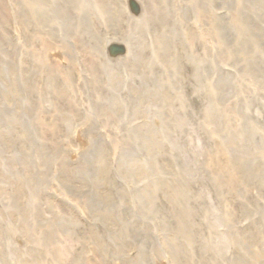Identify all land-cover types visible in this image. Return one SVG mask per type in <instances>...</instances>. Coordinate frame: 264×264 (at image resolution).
<instances>
[{"label": "rangeland", "instance_id": "1", "mask_svg": "<svg viewBox=\"0 0 264 264\" xmlns=\"http://www.w3.org/2000/svg\"><path fill=\"white\" fill-rule=\"evenodd\" d=\"M64 2L0 0V82L13 76V98L0 95V264H16L4 228L17 247L28 242V264H75L62 250L53 202L84 224L83 261L131 259L109 235L105 201L91 205L108 187L89 179L105 167L114 206L131 222L125 234L145 221L161 252L154 264H175L165 236L179 251L201 248L189 254L194 264H264V0H89L81 15L84 0ZM113 43L128 56L111 59ZM80 46L95 54L81 57ZM102 80L120 89L119 122L105 119ZM58 93L76 108L56 114L48 135L46 111ZM13 131L17 143L6 138ZM70 164L84 173L67 174ZM18 173L23 210L20 190L3 192ZM79 202L95 216L87 219Z\"/></svg>", "mask_w": 264, "mask_h": 264}, {"label": "bare ground", "instance_id": "2", "mask_svg": "<svg viewBox=\"0 0 264 264\" xmlns=\"http://www.w3.org/2000/svg\"><path fill=\"white\" fill-rule=\"evenodd\" d=\"M87 1L89 0H84V2L86 3V5L84 4V6H81L78 8V12L76 14L81 15V13H84L85 11L88 12V8L89 5H87ZM68 2H76V0H65L64 2V6H66L68 4ZM78 6H75L73 8H76ZM77 10V9H76ZM77 16V15H76ZM79 17V16H78ZM81 20L85 22L84 18L81 17ZM86 23V22H85ZM74 32H76V30H74ZM89 38V36H87ZM78 39V38H77ZM79 41V39H78ZM80 42V41H79ZM81 45V44H80ZM81 57H86L87 59V55L90 56L89 52L93 51V54H95V51L93 48H85L80 46V48L78 49ZM107 67H110L108 65H105ZM108 77H112V71L109 70L108 71ZM9 74H5V77H8ZM4 79V75L2 76ZM12 84H13V76H10V83L8 84H2L0 82V95L4 96V98L8 97L10 99L13 98V94L12 92L8 91V86L10 85V88L12 90ZM109 86H113L111 84L110 81H108ZM96 93H98L100 95V97L98 96V100L99 98H102L103 101V105L102 107L106 109L105 111V119L107 120V118H110L113 122L117 121L119 122L120 120V104L118 99L119 96V88H117L116 86H113L111 88L106 87L105 86V80H102L101 84L98 86V88H96ZM155 90L154 89H150L144 96L143 101H142V106L145 107L147 112H144L143 114H147V119H149L150 117V113H151V104H154V99L156 97V94L154 93ZM15 99L18 101V99H20L21 97L17 94L16 96H14ZM25 105H27V103H25ZM74 108H76V103H74V100L72 98H70L68 95L64 94V93H58L57 94V98L56 100L49 105V111H46V113L48 114V121L45 124V127L43 128V132H45L46 134H53L55 133V131L58 128V124L57 122L54 120V117H56V114H60L61 113V117H64L65 115H63L65 111L68 110H74ZM79 109V107H78ZM21 113H24L23 109L20 108V115ZM19 115V117H20ZM18 117V120H19ZM16 117L13 115L11 120H15ZM47 119V118H46ZM64 118H62L63 120ZM17 121V120H15ZM64 122V121H63ZM151 122V121H149ZM14 128L16 129L17 127L14 126ZM20 128V125L18 126V129ZM144 129L147 133V137H148V141L150 143H152V137H153V131L154 128L153 126H151V123H146L144 125ZM8 130V129H7ZM9 131V130H8ZM5 131H1V134L4 136V134H7ZM16 136H11V137H6L8 138L10 141H12V143H17L20 141V136L19 134L17 135L18 132L13 131ZM56 134V133H55ZM154 136H155V132H154ZM155 140V137H154ZM105 155V154H104ZM105 158V156H104ZM101 161H103V159H101ZM69 168L67 166H63V168H66V173L69 175H72L73 177H77L79 175H81L82 173H84V171L81 169L82 166H75V164H70L68 165ZM74 166V167H73ZM105 166V164H104ZM127 168L125 169L126 171H130L132 172V169L136 168V163L135 162H128L127 163ZM85 170V169H84ZM124 170V169H123ZM124 170V171H125ZM86 171V170H85ZM18 175H20L19 177H17L18 181L13 183V186H7L6 188L3 189V192L5 190H9L11 188H14L16 190H20L22 192V196L23 199L25 201L22 200V210L24 209V205L26 203V194L25 191L23 189V187L20 185L23 182V178L21 177V174L18 173ZM27 176V174L25 175ZM110 177V176H109ZM108 176H107V167H105V170L101 171L98 173L97 176L92 177L91 179H89V181H93L90 184H96L97 186H99L102 189H105V194H103L102 196H100L99 198H97L96 200H94L91 205L95 206L97 204V202L99 200L105 201V206H103L100 211H103L104 208V214L106 212V214L108 215V218L110 220L111 223V232L108 228L109 231V235L111 237H113L115 240V236L126 246V250H128V256L131 257V259H127L126 261H124L126 264H154V260H151L152 257L157 254V257L160 256L161 252L157 249V244L155 242V240L153 241L150 238V234L148 236H146V233L144 232V228L146 227V225L144 224L145 221L141 220V226L138 225V227H135L133 229V232H131L130 237L128 235L125 234L126 231V227L128 226V224H130L131 222L129 221V219L123 215L122 213H120L119 210H117L114 206V202L113 199L115 197V195L111 196V192H110V188H113L114 186H111V183L113 182L112 180H110ZM128 186V182L126 183L125 186H123V188ZM115 190V189H114ZM94 195L96 193H93ZM137 194V193H136ZM138 197L142 200H144L143 195L137 194ZM84 196V189L81 190V193L78 195L79 198ZM73 197V196H72ZM54 206L52 204H48L50 206L53 207V209H56V213L60 218V222L59 227L61 229V234H62V239L60 238V241L62 242V250L65 253V258L67 260V258L73 260L75 262V264H96V261H98L100 259V264H112L113 260L111 258L108 257H104L103 255H101L99 257V259L97 257H95V259L90 258L87 263L86 261H83L80 257H79V253L81 250H83V243H81V241L83 242V226L84 224L75 216L69 215V217H66V219L68 220L69 225H66L67 220L60 214L61 211L63 210V208L60 206V204L53 202ZM82 207L86 208L87 211V216L86 218H90V217H94L95 214L93 212V210L89 207H87L86 205H84L83 203L79 202ZM208 206H212L210 203L208 204ZM64 211V210H63ZM98 213V212H97ZM99 214V213H98ZM102 214V213H101ZM57 217V216H56ZM58 218V217H57ZM153 215L152 212L150 211L149 213V218L148 220L152 221ZM148 227V226H147ZM162 229V228H161ZM163 230V229H162ZM164 231V230H163ZM90 232V230L87 231V233ZM2 235L4 236V238H6L9 242L6 243L8 246H10V250L7 252L8 254H10L15 260H16V264H28L29 258H28V253H25V251H27L30 248V245H27V241H26V246L25 248H20L17 247L14 242H13V234L7 230V228H4L3 230H1ZM166 237V241L168 244V250L169 252H171L172 258L175 261V264H194L193 260L189 257L190 252L192 254V251H194L195 253L201 249L199 247H196L195 245H193L192 247H188L186 248V246H182L181 247V251H179V247L176 248V246L173 244V241H171V238ZM82 239V240H81ZM127 239V240H125ZM117 241V240H116ZM149 246L151 249V252H149ZM128 248V249H127ZM33 249V248H32ZM198 249V250H197ZM30 250V249H29ZM174 250V253H173ZM190 250V251H189ZM80 258L77 259V258ZM186 257V259H184ZM107 261V262H106ZM65 263V262H64ZM124 263V264H125Z\"/></svg>", "mask_w": 264, "mask_h": 264}, {"label": "water", "instance_id": "3", "mask_svg": "<svg viewBox=\"0 0 264 264\" xmlns=\"http://www.w3.org/2000/svg\"><path fill=\"white\" fill-rule=\"evenodd\" d=\"M135 8V6H134ZM136 9V8H135ZM129 50L128 48L123 44H115L109 45L108 47V55L111 59H116L117 56H128ZM117 60V59H116Z\"/></svg>", "mask_w": 264, "mask_h": 264}]
</instances>
